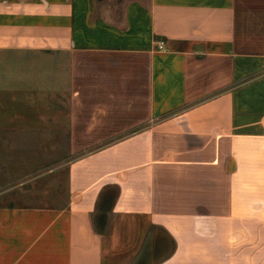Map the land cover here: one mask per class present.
Here are the masks:
<instances>
[{"label": "crops", "instance_id": "0c3cea01", "mask_svg": "<svg viewBox=\"0 0 264 264\" xmlns=\"http://www.w3.org/2000/svg\"><path fill=\"white\" fill-rule=\"evenodd\" d=\"M0 264H264V0H0Z\"/></svg>", "mask_w": 264, "mask_h": 264}, {"label": "built area", "instance_id": "2783aa9c", "mask_svg": "<svg viewBox=\"0 0 264 264\" xmlns=\"http://www.w3.org/2000/svg\"><path fill=\"white\" fill-rule=\"evenodd\" d=\"M158 48H159V49H162V48H163V43H159V44H158Z\"/></svg>", "mask_w": 264, "mask_h": 264}]
</instances>
